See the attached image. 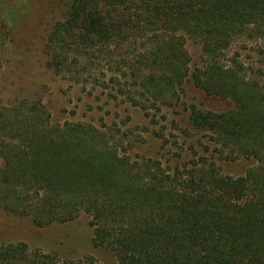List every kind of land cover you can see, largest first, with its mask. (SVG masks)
<instances>
[{
    "label": "trees",
    "instance_id": "trees-1",
    "mask_svg": "<svg viewBox=\"0 0 264 264\" xmlns=\"http://www.w3.org/2000/svg\"><path fill=\"white\" fill-rule=\"evenodd\" d=\"M185 36L200 45L193 69ZM246 42L264 64V0H70L46 37L54 74L157 111L189 79L232 108L187 105L203 152L174 141L178 153L162 160L164 144L159 156L133 155L140 140L117 124L53 123L38 100H0V208L38 226L85 214L115 264H264V81L226 58ZM214 155L256 164L232 176ZM0 264L101 263L18 241L0 243Z\"/></svg>",
    "mask_w": 264,
    "mask_h": 264
},
{
    "label": "rangeland",
    "instance_id": "rangeland-1",
    "mask_svg": "<svg viewBox=\"0 0 264 264\" xmlns=\"http://www.w3.org/2000/svg\"><path fill=\"white\" fill-rule=\"evenodd\" d=\"M69 1L0 0V100L6 105L21 98L38 100L50 111L53 123L82 121L106 127L117 124L140 140L130 149L133 155L159 156L164 144L168 152L159 157L165 160L169 153L179 151L174 141L183 147L192 143L203 152L201 148L207 139L191 126L186 106L194 103L220 112L232 108L230 99L207 95L186 79L181 86V99L175 105H164L159 111L143 110L106 100L97 90L70 84L47 67L46 37L53 23L64 16ZM237 47L233 45L226 58L234 56L247 67L248 75L264 81V64L254 50V43ZM185 49L193 69L200 64V45L185 36ZM183 129H188L190 136L185 137ZM213 158L222 173L232 176L241 175L256 164L252 157L225 160L214 155ZM175 159L174 155L172 161ZM91 237L92 227L85 214L68 222L38 226L26 217L0 208V243L23 241L64 258L92 255L101 264H115L113 254L94 246Z\"/></svg>",
    "mask_w": 264,
    "mask_h": 264
}]
</instances>
